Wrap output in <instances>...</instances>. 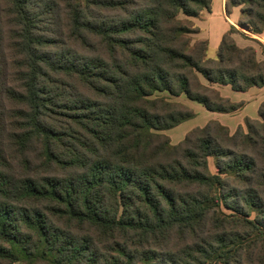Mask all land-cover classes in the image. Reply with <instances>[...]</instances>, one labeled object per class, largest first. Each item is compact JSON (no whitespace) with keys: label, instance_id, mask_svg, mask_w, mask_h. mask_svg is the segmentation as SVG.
<instances>
[{"label":"trees","instance_id":"1","mask_svg":"<svg viewBox=\"0 0 264 264\" xmlns=\"http://www.w3.org/2000/svg\"><path fill=\"white\" fill-rule=\"evenodd\" d=\"M212 1L0 0V264H98L100 246L106 264H264V103L233 134L218 121L176 145L163 133L195 117L166 96L230 113L241 104L214 84L264 87V60L236 44L235 26L215 59L206 40L190 45ZM234 7L241 28L263 32L264 0L225 1ZM52 75L97 99L60 106ZM62 112L78 130L52 126ZM35 147L45 175L30 168Z\"/></svg>","mask_w":264,"mask_h":264},{"label":"rangeland","instance_id":"2","mask_svg":"<svg viewBox=\"0 0 264 264\" xmlns=\"http://www.w3.org/2000/svg\"><path fill=\"white\" fill-rule=\"evenodd\" d=\"M91 12L95 14L96 11L91 10ZM105 14L110 16V19H113L116 16H118L115 12H111V13L107 12ZM177 19L181 20L182 22H185L186 18L182 14H180L178 15ZM63 21H59V26H61L65 22ZM235 28L237 31L241 33V35L235 34L234 36L236 37L243 39V38H246L247 35L248 36L250 35L249 31L246 28H239V27H235ZM190 40H191L190 41L191 46L197 43L196 37L193 34L190 35ZM252 44L255 45L254 43ZM66 47L67 46H65V48ZM76 49L79 50V52H83V49L81 47H77ZM7 54L8 55L11 54L10 49H7ZM12 55L15 57L13 53ZM85 55H89L92 58H95V56H97V54L93 52L86 53ZM2 77L4 78V76ZM51 90H52L53 95H56L58 99V104L60 106H65L67 108H71L73 105L74 107L79 108L82 106V100L85 101V100L97 99L96 94L91 89H86L77 81L71 78H68V77H64V76H59V77H56L54 75L51 76ZM235 94H238V93L235 92ZM157 95L160 96L161 94H157ZM163 95H166V93H163ZM166 97L169 99V101L177 102V103L183 104L184 106H188L193 112H195L194 109L191 108L192 106L189 105L188 100L185 99L184 97L182 96L177 97V98L170 97V96H166ZM193 104L198 106V108L203 109L202 105L197 104L195 102ZM241 112H245V114L248 116L252 115L254 113L253 106L251 105V106H248L247 108L244 107V109L241 110L240 112H233V113L208 112L203 109V114L197 115V117L195 115V118L185 121L184 123H182L181 125L173 129L163 131V133L170 138V141L172 144L176 145V144H179V142H181L185 138V136H187V133L191 130V128L193 129L196 127H204L208 122H210L208 120H217L219 122L224 121L226 123L227 122L229 123L230 119H234V120L237 119L240 116L239 113ZM63 113L64 112H62V114ZM69 113L71 112L69 111ZM2 117L4 118L3 124L6 125L7 132L12 131L14 128V126L11 125L14 122V120H12L13 119L12 117H15V115H4ZM52 117H53V120L51 122L49 120V122L55 128L62 129L64 131H67L69 129H73V130L79 129L78 124L73 122L69 114L68 115H64V114L63 115H52ZM0 123L2 122L0 121ZM243 129L245 130V126H243ZM7 148L8 150L6 151V158L10 165L11 172L23 173V170L21 169L22 166L20 165L21 164L20 161H22V156L20 152H18L16 148L10 149L8 146ZM30 157L32 158V164L30 165V168L33 170H36L39 176L45 175L47 172L44 170V168L41 165V160L39 159V148L35 147L34 151L30 152ZM208 167L211 173H216L215 159L213 157L208 158ZM52 174L57 175V177H62L63 175H67V172L66 170L61 171L58 169L56 170V172L51 173V175ZM226 212L229 213L228 211ZM254 215L255 213L252 214V216ZM49 219H50V222L56 225L57 227L66 228L67 226L66 222H62V220L57 219L55 217L50 216ZM101 247L102 246H100V249H97L98 254H96V258L98 260V264H106V262L103 261V259H105V256H107L105 255V252H104L106 250L105 249L102 250ZM107 254L109 255L108 251H107ZM61 259L63 260V256L61 257ZM109 263H111V261H109ZM2 264H9V263L6 262ZM12 264H29V263L28 261L21 260L18 262H14ZM41 264H48V263L45 262Z\"/></svg>","mask_w":264,"mask_h":264},{"label":"crops","instance_id":"3","mask_svg":"<svg viewBox=\"0 0 264 264\" xmlns=\"http://www.w3.org/2000/svg\"><path fill=\"white\" fill-rule=\"evenodd\" d=\"M240 20L241 7H234L230 10V13L227 14L225 10V0H213L209 12L203 11L198 18H192V22L199 29V32L195 34L196 40H206L208 42L206 52L207 57L212 59L216 58L222 36L230 29L231 26L241 28V26L238 25ZM234 40L239 47L253 46L257 52V59L264 60V53L262 50V47H264V28L260 35L250 33L249 36L247 35L246 38L243 39L234 36ZM252 43H254L257 47ZM213 87L222 97L229 99L233 103L241 104V106L233 112H240L244 109V107L247 108L248 106H253L254 113L252 115L248 116L245 112H241L239 113L240 116L237 119H230L229 123L218 121L220 124L227 127L230 133L235 132L238 126L243 127L246 118L258 119L259 108L261 104L264 103V87H251L246 91H235L229 85L214 84ZM235 92L238 94H235ZM188 103L192 106L191 108L194 109L196 117L197 115L203 114V109L206 110L203 106V109L198 108V106L193 104L194 102L192 101L188 100Z\"/></svg>","mask_w":264,"mask_h":264}]
</instances>
